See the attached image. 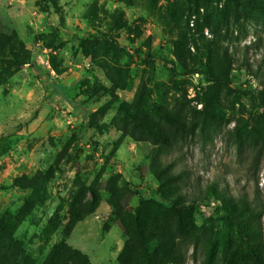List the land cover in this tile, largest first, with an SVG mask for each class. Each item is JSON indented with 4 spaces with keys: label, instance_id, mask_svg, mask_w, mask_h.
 <instances>
[{
    "label": "rangeland",
    "instance_id": "374dc122",
    "mask_svg": "<svg viewBox=\"0 0 264 264\" xmlns=\"http://www.w3.org/2000/svg\"><path fill=\"white\" fill-rule=\"evenodd\" d=\"M263 104L264 0H0V214L22 264L61 241L90 264H252L207 217L258 210L264 240Z\"/></svg>",
    "mask_w": 264,
    "mask_h": 264
},
{
    "label": "trees",
    "instance_id": "16d2710c",
    "mask_svg": "<svg viewBox=\"0 0 264 264\" xmlns=\"http://www.w3.org/2000/svg\"><path fill=\"white\" fill-rule=\"evenodd\" d=\"M226 84V79L218 78ZM245 94L253 96V93L247 90H238ZM261 113L259 115L257 125L253 131L264 136V104L260 105ZM165 202V201H164ZM174 210H184L185 207H167ZM89 209L85 208L80 202L71 208L70 219L66 226L65 233L72 228L74 223L80 220ZM211 222L223 221L233 222L236 226L237 234L242 243L245 254L252 264H264V255L260 252L264 251V240L262 235V226L260 221V211L249 210L242 216H236L233 213L217 215L215 217L208 216ZM20 221L18 214L3 213L0 214V264H22L26 263V253L13 233L15 226ZM41 264H90L88 257L78 249L72 248L70 245L61 241L54 244L48 252L46 258Z\"/></svg>",
    "mask_w": 264,
    "mask_h": 264
}]
</instances>
